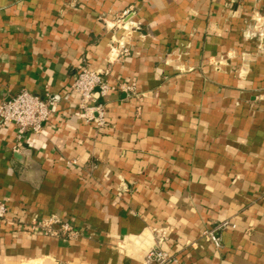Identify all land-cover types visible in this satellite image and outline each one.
<instances>
[{
  "label": "crops",
  "instance_id": "0c3cea01",
  "mask_svg": "<svg viewBox=\"0 0 264 264\" xmlns=\"http://www.w3.org/2000/svg\"><path fill=\"white\" fill-rule=\"evenodd\" d=\"M83 68L108 86L103 126L71 89ZM23 89L54 106L22 140L0 124V264H145L155 247L264 264V0H0V102ZM52 217L77 234H46Z\"/></svg>",
  "mask_w": 264,
  "mask_h": 264
},
{
  "label": "built area",
  "instance_id": "2783aa9c",
  "mask_svg": "<svg viewBox=\"0 0 264 264\" xmlns=\"http://www.w3.org/2000/svg\"><path fill=\"white\" fill-rule=\"evenodd\" d=\"M128 15L125 11L117 18V26L122 24L123 19ZM122 49V54H129V49L125 46ZM115 50V48H114ZM100 86L103 93L108 90L105 84L102 72L83 68L71 84V89L80 96L79 107L84 112V118L87 122H94L99 126L105 125L104 110L102 106L94 103V93L96 87ZM120 88L134 92L135 84H120ZM54 106L49 98H42L37 94L23 89L15 96L8 100L0 102V124L2 126L14 125L17 130L18 140H22L27 133L39 134L43 131L44 125L49 120ZM72 160L71 163H75ZM7 206L0 202V220L4 219L7 214ZM55 224H60L59 228H55ZM46 234L57 235L59 232L68 234L69 236L76 235L77 231L68 222H62L57 217H52L49 220H43L38 224ZM227 226L224 223L222 227ZM205 237L212 242L217 248H222V237L218 229L208 228L204 231ZM179 262L176 256L169 254L160 248H152L146 255L145 264H177Z\"/></svg>",
  "mask_w": 264,
  "mask_h": 264
},
{
  "label": "rangeland",
  "instance_id": "374dc122",
  "mask_svg": "<svg viewBox=\"0 0 264 264\" xmlns=\"http://www.w3.org/2000/svg\"><path fill=\"white\" fill-rule=\"evenodd\" d=\"M8 212V211H7ZM7 218V214H6V217L4 218V219H2V220H5Z\"/></svg>",
  "mask_w": 264,
  "mask_h": 264
}]
</instances>
